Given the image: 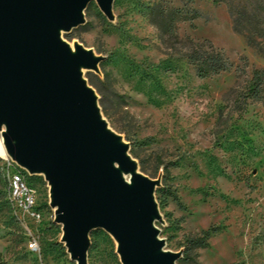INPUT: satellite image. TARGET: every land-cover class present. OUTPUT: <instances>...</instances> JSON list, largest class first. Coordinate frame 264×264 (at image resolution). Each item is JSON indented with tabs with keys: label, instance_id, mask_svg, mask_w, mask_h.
I'll return each instance as SVG.
<instances>
[{
	"label": "rangeland",
	"instance_id": "374dc122",
	"mask_svg": "<svg viewBox=\"0 0 264 264\" xmlns=\"http://www.w3.org/2000/svg\"><path fill=\"white\" fill-rule=\"evenodd\" d=\"M155 7L183 10L186 20L176 22L174 33L163 32L152 22ZM114 12L116 24L91 3L87 24L66 38L108 56L103 79L87 74L105 117L131 143L142 172L156 179L164 167L157 199L167 248H186L187 264H264V101L245 100L264 56L234 31L224 2L116 0ZM206 41L230 59L229 72L197 77L186 55ZM3 157L0 264H75L60 243L44 180L28 177L43 214L35 223L9 202ZM208 230L209 247L190 250V239ZM34 238L35 252L29 247ZM91 239L89 264H120L105 232H93Z\"/></svg>",
	"mask_w": 264,
	"mask_h": 264
},
{
	"label": "water",
	"instance_id": "95a60500",
	"mask_svg": "<svg viewBox=\"0 0 264 264\" xmlns=\"http://www.w3.org/2000/svg\"><path fill=\"white\" fill-rule=\"evenodd\" d=\"M116 0H0V140L6 157L42 178L72 263L89 264L91 235L105 232L120 264H179L153 179L103 113L88 73L108 56L66 36L87 24L93 2L112 24Z\"/></svg>",
	"mask_w": 264,
	"mask_h": 264
},
{
	"label": "trees",
	"instance_id": "16d2710c",
	"mask_svg": "<svg viewBox=\"0 0 264 264\" xmlns=\"http://www.w3.org/2000/svg\"><path fill=\"white\" fill-rule=\"evenodd\" d=\"M227 3L233 21L234 31L245 37L248 46L257 50L264 56V0H216ZM183 10H164L155 7L151 12L152 22L163 32L174 33L176 22L186 20ZM197 17V12H194ZM183 16V17H182ZM161 20V21H159ZM187 62L195 68L200 79H207L222 73L229 72L233 64L224 51L216 48L211 42L198 43L186 55ZM245 100L255 102L264 101V69L254 70L252 79L248 84ZM164 188L157 191L163 194ZM213 235L212 230L203 232L199 237L190 239V250L206 249ZM186 250V248H185ZM188 250V252L190 251ZM186 252V251H185ZM188 253H184L181 264H187Z\"/></svg>",
	"mask_w": 264,
	"mask_h": 264
},
{
	"label": "built area",
	"instance_id": "2783aa9c",
	"mask_svg": "<svg viewBox=\"0 0 264 264\" xmlns=\"http://www.w3.org/2000/svg\"><path fill=\"white\" fill-rule=\"evenodd\" d=\"M5 161L7 162L6 177L8 179L9 202L26 218L35 223H41L43 214L38 204L37 192L29 184V176L8 158ZM29 247L34 252L38 250V242L35 238L31 240Z\"/></svg>",
	"mask_w": 264,
	"mask_h": 264
},
{
	"label": "bare ground",
	"instance_id": "6f19581e",
	"mask_svg": "<svg viewBox=\"0 0 264 264\" xmlns=\"http://www.w3.org/2000/svg\"><path fill=\"white\" fill-rule=\"evenodd\" d=\"M4 155H5V157H3V158H7L5 151H4V148L2 146L1 140H0V156H4Z\"/></svg>",
	"mask_w": 264,
	"mask_h": 264
}]
</instances>
